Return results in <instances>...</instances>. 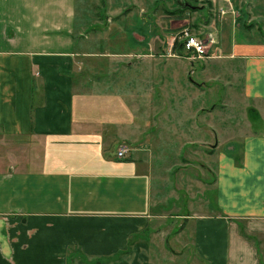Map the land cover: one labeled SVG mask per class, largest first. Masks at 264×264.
I'll return each instance as SVG.
<instances>
[{
    "label": "crops",
    "instance_id": "obj_1",
    "mask_svg": "<svg viewBox=\"0 0 264 264\" xmlns=\"http://www.w3.org/2000/svg\"><path fill=\"white\" fill-rule=\"evenodd\" d=\"M199 1L195 32L207 59L241 64L244 100L262 126L250 123L242 167L224 152L209 167L213 211L182 214L167 207L185 183L162 189L175 163L161 153L195 146L185 134L207 128L192 124L206 108L190 101L204 89L192 86L188 63H174L171 49L158 46L159 0H135L140 61L127 67L135 75L119 89L87 91L79 60L111 55L90 50L79 0H0V264H69L78 250L108 258L131 241L111 264H153L147 233L168 220L193 225L198 264H264V0ZM182 52L178 58L196 60ZM122 146L131 149L128 159L116 157ZM213 147L216 155L220 145Z\"/></svg>",
    "mask_w": 264,
    "mask_h": 264
},
{
    "label": "rangeland",
    "instance_id": "obj_2",
    "mask_svg": "<svg viewBox=\"0 0 264 264\" xmlns=\"http://www.w3.org/2000/svg\"><path fill=\"white\" fill-rule=\"evenodd\" d=\"M178 1L194 6L201 5L199 0H159L153 17L158 29L157 34L160 35V40H158L160 49H171L168 45V41L172 40L170 38L176 37L184 30H188L192 36L199 38L195 32L199 23L194 12L187 11L183 15L175 16L167 14L166 11L178 8ZM135 4V0H79L78 22L81 26H86L88 30L90 50L111 55L105 60L89 57L79 60L78 63L81 65L82 62L83 70L78 77L83 91L93 90L97 86H102L100 89L110 87L116 90L121 88V83L126 78L135 75L134 69L133 71L127 70L130 64L137 63L138 65L140 61V57L135 55L137 45L132 37L133 31H139L138 27L141 25L137 21L139 10ZM87 12L91 14V22L84 25ZM187 18L190 19L189 22L181 21ZM174 19H179L181 22L173 25L171 20ZM170 25L176 28L172 34L169 33L168 39V37L165 38L164 33ZM206 52L207 55L203 59L196 60L170 56L176 64H184L183 60L188 63V72L193 69L189 73L191 84L194 88L198 87L204 91L198 90L192 96L190 103L196 106L195 109H198V106L206 108L204 113L206 117L195 119L192 124L199 122L200 125L204 122L207 128H201L200 131L192 130L191 134H185V139L191 138L195 146H188L183 153L166 151L161 153L164 160L176 164L173 165L174 170L168 173L162 189L170 190L172 184L178 181L185 183L184 192L176 193L177 196L170 200L167 207L174 206L182 214H193V211L206 210L209 213L213 211L216 202L215 191L212 192L214 172L209 171V167L213 166L220 152L231 153L239 157L243 150V139L251 130L250 123L254 126L252 130H258V127L262 126L258 118L259 110L251 102L244 100V78L241 64L209 60L207 49ZM109 67H115V69ZM92 86L95 87L91 88ZM199 113L202 117V111ZM176 126L180 128L179 124ZM181 136L183 138V135ZM175 137L178 138V136ZM205 141L204 148L201 143ZM218 144L220 145L219 152L213 155V146L216 147ZM2 147L1 144L0 150ZM179 147V145L172 146L173 149ZM232 147L235 148L234 151L231 150ZM177 163H182V165ZM184 221L171 222L168 220L163 222L165 224L161 226L160 231L147 233V239H150L153 245V264H198L195 248L192 246L193 225L191 223L185 225ZM205 263L209 264V261Z\"/></svg>",
    "mask_w": 264,
    "mask_h": 264
},
{
    "label": "trees",
    "instance_id": "obj_3",
    "mask_svg": "<svg viewBox=\"0 0 264 264\" xmlns=\"http://www.w3.org/2000/svg\"><path fill=\"white\" fill-rule=\"evenodd\" d=\"M199 10H201L200 6L189 5L187 3L183 4V3H180L178 1V8H176L173 11H166V12L170 16H175V15H178V14L183 15L187 11L197 12ZM183 48H184V44L180 43L178 40H176V42L174 44V47H173V50H174L173 52L176 53L178 56H181L182 53H183L182 52ZM233 157L236 160V164L239 167H242L243 166V153L239 157L237 155L236 156L233 155ZM242 233H243V235L247 236L244 232H242ZM132 243H133V241L130 242V248H131ZM130 248H129L128 251L122 252V253L117 254V255H115L113 257L97 258V259H93V258L90 259L87 256H85L81 252V250H78L77 253L74 252V253H72L70 255V263L69 264H74L76 259L79 260V264H111L112 262L117 261L118 259H120L123 254L129 253L130 252Z\"/></svg>",
    "mask_w": 264,
    "mask_h": 264
},
{
    "label": "built area",
    "instance_id": "obj_4",
    "mask_svg": "<svg viewBox=\"0 0 264 264\" xmlns=\"http://www.w3.org/2000/svg\"><path fill=\"white\" fill-rule=\"evenodd\" d=\"M176 40L180 43L184 44V50L188 53H193L196 59H203L206 55V46L204 43L197 37L192 36L188 30H184L179 35L173 38V42L175 44ZM173 45L171 51L169 53L170 56H178L176 53L173 52ZM131 153V149L127 146H122L117 152V159L125 160L128 159Z\"/></svg>",
    "mask_w": 264,
    "mask_h": 264
}]
</instances>
